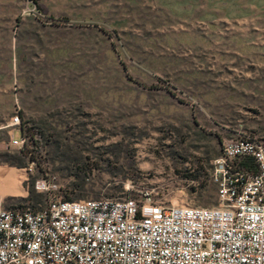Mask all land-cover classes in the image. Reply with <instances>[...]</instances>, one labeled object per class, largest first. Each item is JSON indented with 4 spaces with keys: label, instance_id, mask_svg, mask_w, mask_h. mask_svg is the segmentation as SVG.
<instances>
[{
    "label": "rangeland",
    "instance_id": "obj_1",
    "mask_svg": "<svg viewBox=\"0 0 264 264\" xmlns=\"http://www.w3.org/2000/svg\"><path fill=\"white\" fill-rule=\"evenodd\" d=\"M263 11L251 0H0V207H43V194L27 204L14 189L45 173L63 200L150 192L217 206L223 141H264ZM16 114L26 155L2 128Z\"/></svg>",
    "mask_w": 264,
    "mask_h": 264
},
{
    "label": "built area",
    "instance_id": "obj_2",
    "mask_svg": "<svg viewBox=\"0 0 264 264\" xmlns=\"http://www.w3.org/2000/svg\"><path fill=\"white\" fill-rule=\"evenodd\" d=\"M2 128L7 147L24 150L18 114ZM251 158L257 171L240 165ZM217 206L140 198L63 200L55 177L33 183L45 196L36 211L0 207V264H264V141L224 140L214 161Z\"/></svg>",
    "mask_w": 264,
    "mask_h": 264
},
{
    "label": "trees",
    "instance_id": "obj_3",
    "mask_svg": "<svg viewBox=\"0 0 264 264\" xmlns=\"http://www.w3.org/2000/svg\"><path fill=\"white\" fill-rule=\"evenodd\" d=\"M36 5L39 10H43L41 4L36 3ZM30 142L33 144L34 148L38 147V141L35 139L33 134L30 136ZM28 152H25L24 150H22L20 151V155H26ZM30 154H31L29 156L30 159L35 160L36 157L33 155V149ZM240 165L251 170L252 172L257 171V166L251 158H244L243 160L240 161ZM18 178H19V183H18L19 187L15 188L14 192L19 194L20 196H23V198H20L21 202L27 203V204L34 203L35 197H39V195L35 193L34 188H33V183L27 186L22 183V182H26L22 176Z\"/></svg>",
    "mask_w": 264,
    "mask_h": 264
},
{
    "label": "crops",
    "instance_id": "obj_4",
    "mask_svg": "<svg viewBox=\"0 0 264 264\" xmlns=\"http://www.w3.org/2000/svg\"><path fill=\"white\" fill-rule=\"evenodd\" d=\"M251 1H253L254 3H264V0H251ZM255 7V6H254ZM261 17L260 16H257V13L255 12V18H254V20H259ZM263 20H264V11H263ZM258 23V26H259V23L260 22H257ZM263 24H264V22H263ZM258 26H254L253 28H254V30H259V28H258ZM263 31H264V29H263ZM15 134L16 133H14V136H15Z\"/></svg>",
    "mask_w": 264,
    "mask_h": 264
}]
</instances>
